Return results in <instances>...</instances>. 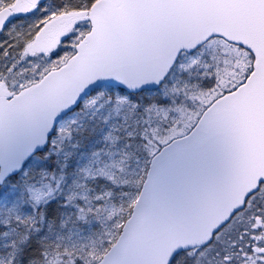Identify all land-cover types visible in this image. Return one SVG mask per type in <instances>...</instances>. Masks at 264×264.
Listing matches in <instances>:
<instances>
[{"label": "snow or ice", "instance_id": "6c2138e0", "mask_svg": "<svg viewBox=\"0 0 264 264\" xmlns=\"http://www.w3.org/2000/svg\"><path fill=\"white\" fill-rule=\"evenodd\" d=\"M0 264H264V0H0Z\"/></svg>", "mask_w": 264, "mask_h": 264}]
</instances>
